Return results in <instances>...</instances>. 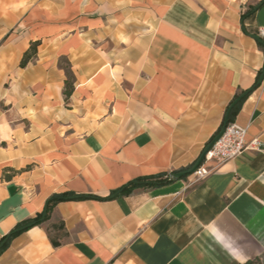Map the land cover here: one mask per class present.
I'll return each instance as SVG.
<instances>
[{"label":"crops","instance_id":"obj_1","mask_svg":"<svg viewBox=\"0 0 264 264\" xmlns=\"http://www.w3.org/2000/svg\"><path fill=\"white\" fill-rule=\"evenodd\" d=\"M262 1L0 0V242L67 197L0 264H264V151L148 184L256 83ZM232 122L264 145V79Z\"/></svg>","mask_w":264,"mask_h":264},{"label":"built area","instance_id":"obj_2","mask_svg":"<svg viewBox=\"0 0 264 264\" xmlns=\"http://www.w3.org/2000/svg\"><path fill=\"white\" fill-rule=\"evenodd\" d=\"M263 36L264 31H260V37ZM245 136L246 129L233 122L228 123L222 136L208 150L200 166L191 175L192 182L200 181L215 167L238 157L245 151H264V145L258 139L247 142ZM171 177L172 175H169L167 178Z\"/></svg>","mask_w":264,"mask_h":264},{"label":"trees","instance_id":"obj_3","mask_svg":"<svg viewBox=\"0 0 264 264\" xmlns=\"http://www.w3.org/2000/svg\"><path fill=\"white\" fill-rule=\"evenodd\" d=\"M253 7H249V9L246 11V13H250L252 11ZM24 63V62H23ZM65 74H66V81H65V85H64V89H63V94L65 96V99H68L69 96L71 95L72 91H73V83L71 81V75H70V72L69 70L66 68L65 69ZM258 79V77H257ZM245 99V98H244ZM242 99L234 108L233 110L231 111L230 113V116H229V123L232 122V116L234 115L238 105L244 100ZM219 131V130H218ZM218 133V132H217ZM217 133L210 139V141L217 135ZM209 141V142H210ZM175 174V173H172V175ZM187 177V176H186ZM184 177V178H186ZM173 181V179H169V178H165V179H161V180H157V181H154V182H150L148 184H164V183H168V182H171ZM141 182H146V181H138L137 183H131L130 185L126 186V187H123L121 188L120 190L118 191H114L111 193V195L105 199H101V198H97V197H86V198H91V199H95V200H111V199H114L115 197H117L118 195H126L128 194L132 188L138 184H140ZM82 198H85V197H82ZM67 199L66 196L64 195H53L52 197H50L46 203V208H47V213H46V217H45V220L48 218L49 214L52 212L53 208L56 206V204H58L59 202L61 201H65ZM42 214L38 215L31 223L33 224L31 227L33 226H36V225H39L41 224L42 222L40 221V218H41ZM20 228V227H17L15 228L14 230H12L7 236H5L2 240H4L6 237H8V240L7 242L5 243V245L0 249V253L5 250V248L7 247L8 245V242L14 238L15 236H17L18 234H20L21 232L25 231V230H22V231H17V229ZM1 240V241H2ZM243 264H261L260 260L258 258H255V259H252V260H248L246 261L245 263Z\"/></svg>","mask_w":264,"mask_h":264},{"label":"water","instance_id":"obj_4","mask_svg":"<svg viewBox=\"0 0 264 264\" xmlns=\"http://www.w3.org/2000/svg\"><path fill=\"white\" fill-rule=\"evenodd\" d=\"M264 3V0L259 4L257 5L256 7H254V9L252 10V13L255 12L259 6H261L262 4ZM253 40H255L259 45H261L263 48H264V41L260 38V37H257L255 35H249ZM264 79V61H263V65H262V68H261V71H260V74L258 76V79L256 81V83L253 85V87H251L250 89H248L247 91L243 92L242 94H240L238 97H236L227 107L225 113H224V117H223V121L221 123V126H220V129L217 133V135L210 141L206 144V146L204 147V149L202 150V152L200 153L199 157L196 159V161L193 163V165L191 167H189L188 169L184 170V171H180V172H177L175 174L172 175L171 179L173 180H178V179H182L186 176H190L192 175L196 169L200 166V164L202 163L206 153L208 152V150L212 147V145L222 136V134L224 133V130L226 128V126L228 125L229 123V116H230V113L231 111L233 110V108L242 100L244 99L245 97H247L254 89H256L260 84L261 82L263 81ZM46 213H47V208L45 206L44 210H43V213H42V216L40 218V221L43 222L45 221V217H46ZM33 224L30 223L28 225H25L21 228H18L17 231H22V230H25L27 228H30ZM8 240V237H6L4 240H2L0 242V249L5 245V243L7 242Z\"/></svg>","mask_w":264,"mask_h":264}]
</instances>
